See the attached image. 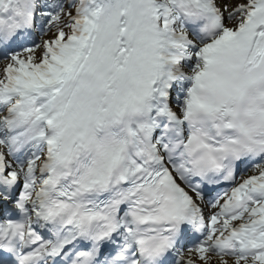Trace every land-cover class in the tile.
<instances>
[{
	"label": "snow or ice",
	"instance_id": "6c2138e0",
	"mask_svg": "<svg viewBox=\"0 0 264 264\" xmlns=\"http://www.w3.org/2000/svg\"><path fill=\"white\" fill-rule=\"evenodd\" d=\"M0 264H264V0H0Z\"/></svg>",
	"mask_w": 264,
	"mask_h": 264
}]
</instances>
